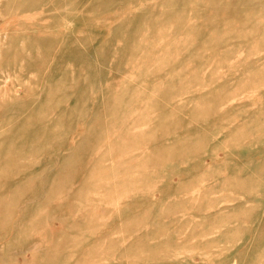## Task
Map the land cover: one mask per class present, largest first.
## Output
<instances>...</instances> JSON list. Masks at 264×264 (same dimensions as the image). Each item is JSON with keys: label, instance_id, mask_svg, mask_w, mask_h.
<instances>
[{"label": "rangeland", "instance_id": "obj_1", "mask_svg": "<svg viewBox=\"0 0 264 264\" xmlns=\"http://www.w3.org/2000/svg\"><path fill=\"white\" fill-rule=\"evenodd\" d=\"M0 264H264V0H0Z\"/></svg>", "mask_w": 264, "mask_h": 264}]
</instances>
